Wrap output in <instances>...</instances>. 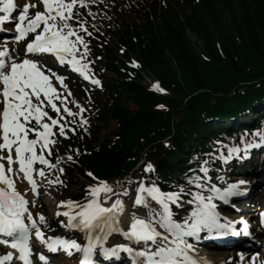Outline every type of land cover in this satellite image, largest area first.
Wrapping results in <instances>:
<instances>
[{
    "label": "trees",
    "instance_id": "obj_1",
    "mask_svg": "<svg viewBox=\"0 0 264 264\" xmlns=\"http://www.w3.org/2000/svg\"><path fill=\"white\" fill-rule=\"evenodd\" d=\"M170 1L173 22L160 11L161 3L169 6L166 0L131 5L134 11L142 9L133 24L126 23L120 8L101 16L107 32L117 34L118 50L102 45L103 70L112 73L106 81L97 72L103 104L93 97L82 120H75L76 132L68 135L72 173L88 179V169L99 179L121 178L143 157L145 163L137 167L149 179L188 193L196 174L188 157L211 164L220 154L208 120L226 118L264 99V0ZM188 33L199 41L198 50ZM147 74L163 93L144 84ZM109 118L117 124L114 139L94 143ZM253 128L264 132V116ZM249 133L224 140L236 142ZM149 165L152 169L144 171Z\"/></svg>",
    "mask_w": 264,
    "mask_h": 264
},
{
    "label": "rangeland",
    "instance_id": "obj_2",
    "mask_svg": "<svg viewBox=\"0 0 264 264\" xmlns=\"http://www.w3.org/2000/svg\"><path fill=\"white\" fill-rule=\"evenodd\" d=\"M2 1L0 0V5H2ZM15 4L17 5V14H16V18L19 19H23L22 16L20 15V13H22V9L28 8L29 7V11L25 13H27L28 15H32L35 13V11H38L40 9L43 8L42 5V0H27L29 1L30 4L25 5L27 1L25 0H14ZM71 0H59V2L55 3L54 8L51 10V12L48 14L50 16V22L49 24L45 25L44 27H42V31L41 29L38 31L39 33L41 32V34H46V35H50V34H59V43H62L61 46L63 47L61 50L62 52H70V45H69V41L71 38L76 37V29H77V25H76V20L79 21H83L85 22L87 25L86 27L90 30H92V27H94V30L97 33H101L102 36H104V32L102 30V28L99 25H95V23L100 19V13L103 16H109L113 10H117L118 8H120L122 10V18H124L126 20V23L128 24H133L135 22H139V17L142 14V9L139 6V8L137 9V11H134L133 8H131V5H139L141 4V0H74V2L76 3L78 8L76 10V13H78V18L75 17V19H73V17L71 16L72 14L67 11L64 10V7L62 6V4H66L67 2H70ZM169 4V6H165L163 5V3H161L162 5V9L160 10L161 13H165V16L167 18H169V21L173 22V5L171 3L170 0H166ZM189 11V10H188ZM24 13V14H25ZM71 14V15H70ZM71 16V19H70ZM72 19L74 21H72ZM76 28V29H75ZM78 30L80 31V29L78 28ZM118 36L117 34H111L110 36H105V44L108 45L111 49L113 50H118L117 49V40ZM188 38L190 40V42L195 46V48L198 50L195 42H199L197 40V38L192 35L191 33H188ZM89 45H91V42L84 44L85 46V50L84 51H88V55H87V59L88 60H94V65L96 64L97 67L99 68L101 66V62H98L96 60V56L99 54L100 50L96 49L94 52L89 50ZM111 73L110 72H104V77L106 80H108L110 78ZM84 80L78 82L77 84L80 87V90L82 92V94L80 95V93L75 92L73 93V96H71L69 99L73 102V104H76L78 107H84L86 105H88L89 103V95L88 92L89 90L92 88L94 90L95 96H96V101L100 104H103V100L100 96V92L98 89H96V87H91L89 81L86 79V77H83ZM155 80V77L153 76H149L147 74V76H145V78L143 79L144 84H151L152 81ZM41 99V98H40ZM40 99H36L35 101H39ZM264 102V101H263ZM128 106L132 109L135 110V106L127 101ZM34 105V104H33ZM81 109V108H80ZM31 117H34L35 123H34V127H37L40 129L41 132H39L40 136H47L50 135L52 133H55L56 128L55 126H53L51 121L46 120L44 117V113L42 112V110L40 111L37 107H32L31 109H29L26 113H25V120H30ZM42 125V129L40 128ZM107 126L105 128H102L101 130L98 131L96 137H95V142L94 143H99L105 139L107 140H113L114 135L113 132L116 130V122L113 119H109L107 121ZM24 126L21 123L20 124V131L18 132V135L15 137H20L22 138L25 133L23 132ZM11 133H13V131H11ZM65 136V135H64ZM62 138H65V137ZM40 147V146H39ZM70 149V148H69ZM61 147L60 145L57 143V146L54 150V154H56L58 156V160L57 162H61V160L65 159V155H59L61 153ZM69 151V150H68ZM66 153V152H65ZM0 159H2L1 162H7L5 165V163L3 164V166H5L2 170H0V180L1 182H3L4 184L6 183L7 185L11 186L12 188H14V184L13 181L16 178L20 179L21 175V171L18 169L17 164L19 163L15 158L10 157V161L8 162V159L6 157V152H4L3 150H0ZM17 163V164H16ZM10 166V168H9ZM37 176H36V182L37 184H39L41 186L40 190H41V197L36 201V206L38 207V210H33L34 214L39 213V215H44L46 216V221L47 220H55L54 216L52 215V213H54L55 209H59V210H66L68 208H74L75 204L69 202V196L74 194L78 187L80 186L81 182L83 181V178L79 175H72L71 177L67 176L66 174H63V177L61 179H59L58 184L54 186L52 181L47 177L46 173H42V171H40L41 168H37ZM17 174V175H16ZM137 178H135L133 181H126L124 182V184L119 188V190H115V189H111L110 187H104V193L105 196L104 198H108L107 200H115L118 199L119 201H123L124 203H126L127 206H125V209H129V211H132L134 215H143L146 218H148L149 220L153 219V220H158V219H162L164 218L162 216V214L159 212V209H152L150 207V205L148 203H145L142 207L138 208V206H134L132 203V190L134 189V184L136 185V182H134L135 180H139L140 176H138V174H136ZM135 176V177H136ZM262 182H260L259 186H255L254 190H256V192L253 194L255 198L254 201H258L260 200V195L258 197L257 193H260V189H261V184ZM264 183V182H263ZM25 185V182L23 183ZM23 185V187H25ZM258 187V188H257ZM204 195V194H202ZM252 195V196H253ZM217 198V200L215 201L216 203L219 201V197L215 196ZM60 203H62V205L58 206V201ZM106 200V201H107ZM57 201V202H56ZM195 201H192L191 204H195L193 203ZM182 205H184V203H181ZM193 214V220L192 221H197L198 217L196 216V214L194 212H189L188 215ZM129 215V214H127ZM130 219V217L128 218ZM158 223H163L164 225L166 224L167 226H171L172 223L170 220L165 219L162 221H158ZM172 227L174 229H176L177 225ZM50 228V226L48 227ZM168 233H170V235L175 236V232L172 229H168L166 230ZM204 253H206L207 255H211L213 254V256H215V253H212V251H210L209 249H204ZM224 256L228 255V251H225L223 253ZM228 257V256H227ZM213 259V257H212ZM228 259V258H227ZM226 260V259H225ZM63 263L65 264V261H63Z\"/></svg>",
    "mask_w": 264,
    "mask_h": 264
},
{
    "label": "bare ground",
    "instance_id": "obj_3",
    "mask_svg": "<svg viewBox=\"0 0 264 264\" xmlns=\"http://www.w3.org/2000/svg\"><path fill=\"white\" fill-rule=\"evenodd\" d=\"M21 1V0H20ZM25 1H27V0H25ZM29 1H31V0H29ZM29 1H27V3L29 2ZM12 2V1H11ZM51 41H52V43L51 44H56V46L58 47L59 45H58V43H56V42H54V40H52L51 39ZM54 42V43H53ZM42 43V42H41ZM11 46H14V44L13 43H9ZM1 46V45H0ZM42 46H48V43H46V44H42ZM1 49H3V50H5V48H4V46L3 47H0ZM1 51V50H0ZM55 51H58V50H55ZM28 59H30L29 57H27ZM28 59H25V63L26 62H31L30 60H28ZM17 175V174H16ZM21 177V176H20ZM257 185L259 186V184H260V182H262L261 184H264L263 182H264V172L263 173H259L257 176ZM256 185V186H257ZM15 186L17 187V188H21L23 191H25L26 192V188L25 187H23V181L21 180V179H19V178H16L15 179ZM3 187V185H2V183H0V188H2ZM255 188V187H254ZM254 188H253V191H252V195L256 192V190H254ZM258 188V187H257ZM264 187L263 188H261L260 189V193H257V196L256 197H258L259 195L261 196L264 192ZM28 192V191H27ZM264 196V195H263ZM252 198H255L254 197V195L252 196ZM120 209H122V207L120 208ZM116 212H120V215H121V219H122V221H123V223H126V222H128V219H126L125 218V215L124 214H121V212L122 211H119L118 209L116 210ZM171 246H173V247H175L176 248V246H178V243H175V242H172V245ZM180 247H184V248H179L177 251H178V253H179V255L181 256V259L182 260H185L186 262L190 259V258H192V255H193V253L190 251V250H185V247L186 246H182V245H179ZM223 255V252H220V251H217V252H215V256L216 257H218L219 258V261L216 263V264H233V260H234V258L236 257V255L234 254V253H228V255H226V256H222ZM240 255H242L241 253H240ZM203 257H205L206 259L208 258H212V257H214L213 256V254H211V255H206L205 253H203V255H202ZM228 256V257H227ZM227 258L228 259H230V261H228V262H226L225 263V259L227 260ZM168 261H171V260H168Z\"/></svg>",
    "mask_w": 264,
    "mask_h": 264
}]
</instances>
